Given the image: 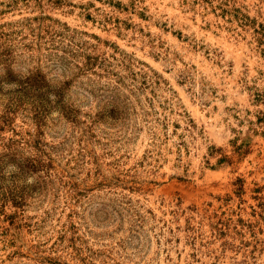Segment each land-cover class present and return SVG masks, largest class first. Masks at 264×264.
<instances>
[{
    "label": "rangeland",
    "instance_id": "rangeland-1",
    "mask_svg": "<svg viewBox=\"0 0 264 264\" xmlns=\"http://www.w3.org/2000/svg\"><path fill=\"white\" fill-rule=\"evenodd\" d=\"M0 264H264V0H0Z\"/></svg>",
    "mask_w": 264,
    "mask_h": 264
}]
</instances>
